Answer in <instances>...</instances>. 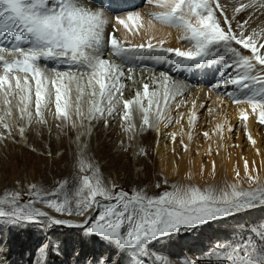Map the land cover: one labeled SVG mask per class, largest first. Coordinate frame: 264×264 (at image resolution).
Listing matches in <instances>:
<instances>
[{
  "label": "snow or ice",
  "instance_id": "6c2138e0",
  "mask_svg": "<svg viewBox=\"0 0 264 264\" xmlns=\"http://www.w3.org/2000/svg\"><path fill=\"white\" fill-rule=\"evenodd\" d=\"M144 4L152 9L145 14L146 27L139 11L127 14V21L135 22L132 35L143 40L139 30L151 33L153 22H158L175 29L176 39L184 47H166V39L155 34L149 35L146 43L126 45L114 33L120 25L132 31L128 22L118 15L113 22L105 11H119L114 0H0V141H27L35 126L51 131V116L57 121V129L76 130L74 143L79 151L73 193L64 191L60 198L67 181L55 191H35L32 184L27 201L20 192L5 193L0 198V232L31 224L41 231L67 226L82 230L85 237L101 238L117 255H128L130 264H172L160 250L164 247L161 241L202 232L213 224H229L226 235L211 240V257L206 261L196 257L186 264H264V217L242 219L257 208L264 209V176L255 161L250 165L244 159L243 172L237 164L234 177L220 183H195L189 171L180 182H158L155 188L162 190L157 193L143 187L125 190L106 181L91 161L84 164L94 121L109 126L110 120L118 117L128 138L126 145L121 142L122 151L133 150L137 156L147 157L144 148L134 146L137 135L145 127L159 133L161 124L168 128L184 119L186 114L179 110L189 104L187 85L172 80L166 71H161L159 78H151L152 91L149 83H144L142 91L136 89L132 98H125L127 86L123 81L135 82L133 67L126 71L125 65L142 58L160 60L170 65L171 72L207 73L215 68L208 89L236 105L245 129L249 115L264 127V40H258L253 26L255 13L248 14L252 6L240 2L228 14L219 0H144ZM259 7L264 11V2ZM85 97L89 103L86 110ZM190 107L189 143L185 144L182 137L179 140L185 152L191 151L192 130L198 119L195 109L206 105L193 100ZM173 112H178L179 118ZM218 127L222 130L224 125ZM203 136L210 139L209 132ZM246 137L255 147L256 140L247 131ZM168 139L174 144L177 134L168 133ZM256 152L259 154V149ZM205 155H219V148L213 153L210 145ZM205 169L202 164L201 179ZM207 175L216 179L214 159ZM38 205L54 210L60 218ZM37 251L36 264H47L50 251L59 249L46 241ZM95 264H111V260H97Z\"/></svg>",
  "mask_w": 264,
  "mask_h": 264
},
{
  "label": "rangeland",
  "instance_id": "374dc122",
  "mask_svg": "<svg viewBox=\"0 0 264 264\" xmlns=\"http://www.w3.org/2000/svg\"><path fill=\"white\" fill-rule=\"evenodd\" d=\"M114 3L116 4L115 1ZM121 3L122 5L116 6L119 11L115 13L126 14L129 11L137 10H144V13L148 12L146 10L148 6L144 4V0H126V2L122 1ZM111 13L114 12L111 11ZM139 68V64L133 66V69L139 70ZM178 71L186 79L190 78L193 80L192 83L195 91L201 86L202 81V87L209 90L207 85L213 81V72H215V70L208 71L207 73L203 70H193L192 72ZM133 84L136 85L131 92L132 96L135 95L136 89L142 91L144 80L139 81L135 76ZM209 91L217 94L216 91ZM220 98H223L225 101L229 100L223 95H220L217 100L211 96L204 97L201 95L198 97V105L203 103L206 107L198 108L197 110L198 120L196 126H200V130L191 141V155L193 159L197 158V152H199L208 139L203 136L204 132H209L210 134L213 153L217 151L214 148L216 126L213 122L216 111L220 110V103L218 102ZM225 106L226 102L222 104V107ZM187 113H185L186 115L181 120L180 125L164 128V132H160L159 135H157L155 129L149 132L147 131V127H145L138 134L140 138L138 139L139 146L144 148L149 155L147 157L139 156L137 163L134 161L135 158L132 150H130L131 152L122 151L121 142L123 141L126 145L128 138L122 132L121 127L119 126V129L115 125V121L109 123V126L117 131L118 136L116 134L111 136L110 133H107L109 126H105L102 122L98 127H95L94 124L90 137L89 151L84 159L85 166L91 161L100 168L101 175L106 181L115 182L125 190L143 187L149 189L152 193H157L162 190L155 188L158 182H162L165 179L170 184L180 182L189 171L198 176L199 180L194 182L201 185L205 183H220L225 178L231 180L234 177L233 169L237 164L241 172H243V167L239 162V150L242 161L244 162V159H247L250 165L252 161H255L257 170L264 176V127L260 126L257 120H254L250 129H245L244 122H241V120L233 122L230 118V126L234 128V131L229 133L224 131L223 136L226 139L223 141L226 145L230 144L227 147V157L228 160L232 158L233 163L227 165L217 164V176L215 180L207 175V173L211 172L212 165H207L208 156L203 151H201L200 156L201 165H206V175L203 179L199 175L201 168L190 167L184 169L182 164H180V161L184 157V151L179 140L181 137L183 138V134L188 130ZM173 116H176L175 112H173ZM56 123L53 118L49 119V124L52 126L51 131L47 127L35 126L29 133L27 141H21L20 143H13L11 140L6 143L0 141V198H3L5 193L20 192L22 200L27 201L29 198L28 192L32 184L36 185L35 191H55L65 181L68 183L62 189L60 198H62L64 191H67L70 195L73 193L78 180L76 173L78 171L77 157L79 156V151L77 145L74 143L77 132L70 127L65 130L57 129L55 127ZM181 125H183V130ZM226 127L224 125L223 129L225 130ZM37 128H39V131L36 130ZM100 128L104 130L101 134L102 136L97 134ZM246 131L253 138L259 139L260 157L252 154L253 147L246 137ZM166 132H175L177 134V141L174 144L168 139ZM163 140L164 142H162ZM103 141L106 142L104 147L101 145ZM164 144H166L165 148ZM173 148H175V153H173ZM57 153H60V155H57ZM160 154L163 155L164 160L160 158ZM109 156L114 160L115 158H119V163L117 165L111 163L105 164L104 162L110 158ZM212 157L215 158V155H212ZM165 160L168 163L171 161L174 163L172 176H168L166 169H162L161 167V163H165ZM38 206L60 218V214L55 213L54 210L47 209L45 205ZM260 217H264V209L257 208L243 216L242 219L249 221ZM80 218L83 220V217ZM230 223H235V221H231ZM229 231V224H213L211 228H207L202 232H196L191 235L180 234L170 240L161 241L160 244L164 247L160 250L167 254L172 264H186L188 260L195 259L196 257H201L202 260L206 261L213 255L208 250L211 240L218 236L226 235ZM46 241H50L59 249L57 252L50 251L47 257V264H95V261L105 259H110L111 264H116L117 260L120 261V264H130L128 255H117L112 247H109L105 241L97 236L85 237L82 230L67 226H54L51 229L44 228L41 231L36 224L11 230L4 228L0 232V264H36L39 258L37 249ZM157 247L160 248L159 245Z\"/></svg>",
  "mask_w": 264,
  "mask_h": 264
},
{
  "label": "bare ground",
  "instance_id": "6f19581e",
  "mask_svg": "<svg viewBox=\"0 0 264 264\" xmlns=\"http://www.w3.org/2000/svg\"><path fill=\"white\" fill-rule=\"evenodd\" d=\"M114 1L116 2V4L114 3L115 7L116 6H119V5H122V3H121L122 1L123 2H126V0H114ZM219 2L222 3L225 6V8L227 9L228 14H231V12L233 10V6L234 5L235 6H239V3L240 2H243L245 4L251 5L252 7L249 8L248 14L255 13V15L253 16V26L257 29L258 40H264V32L261 31V29L264 28V11H261V9L259 7L261 5V3L264 2V0H219ZM93 6L94 7H98L99 5H93ZM146 10L149 12L152 9H150L148 7V8H146ZM105 11L110 16V18L113 20V22H115L117 15L121 19H125L127 21V14H128V12L126 14H123V13L118 14V13H111V11H109L107 9H105ZM139 12L141 13V16L143 17V21L142 22H143V24L146 27L147 26V23H148V17L145 15L146 13H144V10H141ZM248 14H244L245 18H247V15ZM127 22H128L129 27H130V29L132 31H129L128 29H124L123 25H120L119 26L120 30L114 33V35L116 37L120 38L122 41H124V43L126 45L129 42L131 44H139V43H142V42L143 43H146L147 42V39H148V36L149 35H152V34H155V36L157 38H161L162 37V38H165L166 39V41H167V43L165 44L166 47H173V48H175V47H184L185 46L183 42L178 41L176 39V36L178 35V33L173 28H168L166 26H163V25L159 24L158 22H153L154 23L153 32H151V33H145L143 29H140L139 30L140 33H141V35L144 36V39L141 40V38H140L139 35H137V36H133L132 35V32L136 31L135 22L134 21H127ZM169 33H171V35H169ZM154 43H155V41H154ZM111 59H115V58L114 57H111ZM117 62H119V61H117ZM134 64H136V65L139 64V66H140L139 70L138 69H133V75H134V77L136 76V79L139 80V81L140 80L141 81L144 80V83H149V87L151 88L150 91H152V89L154 87V85L151 83V78H153V77L159 78V73L161 71L168 72L169 76L172 77V80H174L176 82H179V83L186 84L187 87H186V90H185V95H186V99L189 102V104H188V106L182 107L179 110V111H182L184 113H186V112L189 113L192 110L191 107H190L191 101L195 100L196 103H197V105H198V101L197 100H198V97L201 96V95H203L204 97L211 96L215 100H217L218 97H219L218 94H215V93L210 92L209 90H206L205 88H203L202 87L203 81L201 82V86H199L198 89H197V91H195L194 85L192 83L193 82L192 79H190V78L186 79L183 74H179L180 72L178 70L175 71V72L169 71L170 65H168V64H166V63H164V62H162L160 60L142 58L139 61L129 62V64L125 65V70L127 71V68L129 66H131V67L136 66ZM145 65L147 67H145ZM50 66H51V63H50ZM134 68H136V67H134ZM212 70H215V68H212ZM187 72H189V71H187ZM190 72H192V71H190ZM132 82H133L132 80H127V79H125L123 81V83L127 86L126 87V90H125V93H124L125 98H132L133 97L132 96L133 94H131V92L133 91V89H134V87H135L136 84L134 85L133 84L134 82L133 83ZM142 86H143V84H142ZM194 94H195V97H194ZM221 100H223L224 102H226V106L225 107H222V104L220 103ZM218 102L220 103V110L219 111H216L213 124H215V126H216V131L214 132V138H215L214 148L216 150H217V148H219V155H215V158L212 157V156L207 155L208 156L207 165H212L213 159L216 161V164H218V165H227L229 163L230 164L233 163L232 162V158L230 160H228V157H227L228 156L227 155V152H228L227 151V147L230 144H227L226 145V143L224 141H221L219 139V137L221 135H224V131L227 132V133H229L228 128L231 127L230 126V121H229L230 118L232 119L233 122L236 121V120H240L239 110L237 109L236 105L233 104V102L230 103L231 102L230 100H226L225 101L223 98H220L218 100ZM83 105H84L85 110L87 109V107H89V103H88L87 97H85V100L83 101ZM230 105H231V107H229ZM53 110H54V108H53ZM197 110H198V108L195 109L196 112H197ZM175 113H176V117L179 118V113L178 112H175ZM0 115H3V113L0 112ZM172 115H173V113H172ZM51 118H52L51 116L48 117V119H51ZM254 120H257V119L254 118L252 115H249V119L246 122L248 129L251 128V125L253 124ZM54 122H57V121L54 120ZM113 122L114 121L110 120L109 123H113ZM119 123H120V121H119V118L117 117V119L115 120V125H117V127H119ZM137 123H139V119L138 118H137ZM94 124H95V127H98V126H100L101 122L94 121L93 122V125ZM221 124L222 125L224 124V125L227 126L225 128V130L224 129L221 130L218 127ZM164 128L165 127L163 126V124H161L160 125V132H164ZM119 129H120V127H119ZM152 129L153 128H148L147 127V131H149V132ZM188 130H187V132H188ZM199 130H200V126H198V127L195 126V128L192 130V136H193V138L199 132ZM103 131L104 130L102 128H100V130L97 131V134H100L101 135L103 133ZM160 132L159 133L157 132V135H159ZM187 132L185 134H183V139H184L185 144H188L189 143L188 137H187ZM107 133H110L111 136H114V134L117 135V131L114 128H112L111 126L108 127ZM166 134H168V133L166 132ZM138 138L139 137L137 135V138H136V140L134 142V146L135 145H138L139 146V139L140 138L139 139ZM253 139L256 140V145H255V147L252 146L253 147V153L252 152L251 153L252 154H256L258 157H260L259 154L256 152V149H259V152H260L259 139L258 138H253ZM210 140H211V138L210 139H207V141L204 144V146L203 147L201 146L202 148L199 150V154H198L197 158H195V159L192 158L191 151H189V152H185L184 151V157L180 161V164H182V166H183L184 169L190 168V167L198 168V169L201 168V160H200L201 151H203L204 153H206V151L208 150L209 146L211 145ZM162 142H164V140ZM101 145H102V147H104L106 145V142L103 141L101 143ZM165 147H166V144H164V148ZM190 147H191V145H190ZM105 148H107V147H105ZM108 150H110V149H108ZM119 151H120V149H119ZM231 151H232V148H231ZM132 152H133V155H134V158H135L134 161L137 163V160H138L139 156L136 155L135 151L132 150ZM238 152H239L238 153L239 162H240V165L243 167V163L244 162L240 158L241 157V154H240V151L239 150H238ZM107 157H105V158H107ZM160 158H162L164 160V157H163L162 154H160ZM104 163L105 164L111 163L113 165H117L119 163V158H115V160H114V159H112L110 157ZM173 165H174L173 161H171L169 163L167 161L165 163H161L162 169L163 168L166 169V173H167L168 176H170V175L172 176L173 175V172H174L172 170ZM193 176H194V181H198L199 180L198 179V176H196L195 174H193ZM71 219H74L76 222H81L82 221V218H80V217H71Z\"/></svg>",
  "mask_w": 264,
  "mask_h": 264
}]
</instances>
